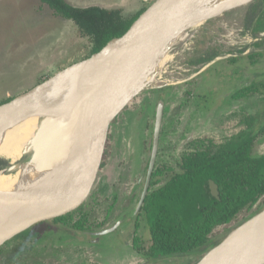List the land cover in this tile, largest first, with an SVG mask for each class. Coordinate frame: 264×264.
<instances>
[{"label": "rangeland", "instance_id": "obj_1", "mask_svg": "<svg viewBox=\"0 0 264 264\" xmlns=\"http://www.w3.org/2000/svg\"><path fill=\"white\" fill-rule=\"evenodd\" d=\"M65 1L79 8L120 9L129 19L155 0ZM245 1L236 0L235 7L198 27L158 80L136 95L113 121L98 167L78 206L59 223L52 222L54 219L39 223L27 236L7 241L0 247V264L200 261L199 255L148 258L143 254L150 244L148 219L142 211L140 217L134 211L150 157L147 146L154 112L161 99L165 103L163 125L154 168L158 176L152 189L165 183L183 157L241 132L253 130L257 134L254 153L264 155V130H260L264 125V93L260 91L264 41H253L259 37L256 34L264 33V0L239 5ZM90 49L89 39L72 21L55 15L39 0H0V104L89 58ZM64 174L63 170L57 180L48 183L37 200L54 198L63 186ZM117 221L121 224L116 231L90 242L91 233ZM141 248L144 250L139 251Z\"/></svg>", "mask_w": 264, "mask_h": 264}, {"label": "water", "instance_id": "obj_2", "mask_svg": "<svg viewBox=\"0 0 264 264\" xmlns=\"http://www.w3.org/2000/svg\"><path fill=\"white\" fill-rule=\"evenodd\" d=\"M185 1L155 0L124 35L110 40L102 50L0 105V118L14 115L37 116L44 120H55L48 126L63 125L59 134L56 131L54 144L47 146L44 139L40 140L35 148L37 152L30 159H20L14 164L7 161L6 165L1 166L0 173L6 176L14 174L22 163L33 165L37 171L67 166L62 177L63 188L46 202L0 193V247L35 225L63 216L78 206L98 167L110 125L136 95L156 82L141 87L142 80L159 51L163 32L167 30L165 27L173 28L168 34L171 36L173 32L187 26L179 16L180 6ZM247 2L248 0L239 5ZM226 10H220L215 16ZM73 73L78 75L71 107L66 110L58 109L35 100V95ZM164 105L161 99L155 108L153 133L147 146L150 157L134 215L143 206L150 187L158 154ZM44 133L45 126L37 137ZM73 134L74 144L69 149L67 141L69 135ZM209 189L212 197L218 199V189L212 181H209ZM120 224L121 221H117L113 226L91 235L98 239L116 231ZM243 234L250 235L245 237V241L236 243L235 240ZM197 264H264V206L236 225L218 245L210 247Z\"/></svg>", "mask_w": 264, "mask_h": 264}, {"label": "trees", "instance_id": "obj_3", "mask_svg": "<svg viewBox=\"0 0 264 264\" xmlns=\"http://www.w3.org/2000/svg\"><path fill=\"white\" fill-rule=\"evenodd\" d=\"M39 1L55 15L72 21L80 34L89 39L90 56L110 40L124 35L146 10L143 8L128 19L120 9L79 8L65 0ZM262 87L263 94L264 83ZM260 128L264 130V125ZM256 136L253 130L241 132L208 150L183 157L177 170L155 189L152 187L158 173L153 171L141 208L148 219L150 244L139 251L144 250L143 254L151 259L186 254L202 258L232 226L259 211L264 206V155L254 153ZM6 163L0 159L1 166ZM209 181L217 186L218 199L210 194ZM65 217L52 222L59 223ZM28 232L29 229L17 237H25Z\"/></svg>", "mask_w": 264, "mask_h": 264}, {"label": "bare ground", "instance_id": "obj_4", "mask_svg": "<svg viewBox=\"0 0 264 264\" xmlns=\"http://www.w3.org/2000/svg\"><path fill=\"white\" fill-rule=\"evenodd\" d=\"M235 1L186 0L183 2L180 6L179 16L183 23H187V26L180 31L173 32L171 36H168V34L173 28L170 26L165 27L167 30L163 32L159 51L149 66L141 87L143 88L158 80V76L167 63L175 57L174 55L178 49H182L186 45L197 27L214 17L220 10L233 8ZM77 75V73L67 75L55 85L35 95V100L51 104L58 109H68L72 105L71 99L75 90ZM91 83L93 84V82ZM54 121V119L44 120L37 116L25 117L23 115L0 118V159L14 164L21 158L22 160L30 159L37 152L35 148L42 139L47 143V146L54 144L56 131L58 130L59 134L60 129L63 127L62 124H53L54 126L50 124L48 126L49 123ZM44 126L45 133L37 137ZM73 144L74 134L69 135L67 147L70 149ZM66 167L64 165L45 171H37L33 165L22 163L14 174L6 176L4 173H0V193L28 200H37L47 184L55 179L57 180ZM248 235L250 234H243L235 242L245 241V237H248Z\"/></svg>", "mask_w": 264, "mask_h": 264}, {"label": "flooded vegetation", "instance_id": "obj_5", "mask_svg": "<svg viewBox=\"0 0 264 264\" xmlns=\"http://www.w3.org/2000/svg\"><path fill=\"white\" fill-rule=\"evenodd\" d=\"M258 18V17H257ZM254 30V29H253ZM250 32V31H249ZM248 31H247V34L248 35H250V33H249ZM256 35H259V37L258 38H254L253 39V41H264V33L263 32H261V33H258V34H256ZM261 35V36H260ZM228 39H230V38H228ZM236 39L234 38V39H230V41H235ZM238 50H241V48L240 49H238ZM164 115V114H163ZM163 125V124H162ZM161 131H162V127H161ZM160 137H161V132H160ZM159 144H160V139H159ZM158 149H159V147H158ZM157 156H158V154H157ZM157 159V158H156ZM1 166V165H0ZM155 168V167H154ZM154 171V170H153ZM153 174V173H152ZM152 177V176H151ZM145 181V180H144ZM150 182H151V180H150ZM144 204V203H143ZM142 208V207H141ZM140 211H141V209H140ZM140 211H139V213H138V217H140ZM137 226V225H136ZM91 237H93L92 238V240H90V242H94L95 241V237L94 236H91Z\"/></svg>", "mask_w": 264, "mask_h": 264}, {"label": "built area", "instance_id": "obj_6", "mask_svg": "<svg viewBox=\"0 0 264 264\" xmlns=\"http://www.w3.org/2000/svg\"><path fill=\"white\" fill-rule=\"evenodd\" d=\"M238 49H240V48H238Z\"/></svg>", "mask_w": 264, "mask_h": 264}, {"label": "crops", "instance_id": "obj_7", "mask_svg": "<svg viewBox=\"0 0 264 264\" xmlns=\"http://www.w3.org/2000/svg\"><path fill=\"white\" fill-rule=\"evenodd\" d=\"M240 48V47H239Z\"/></svg>", "mask_w": 264, "mask_h": 264}]
</instances>
